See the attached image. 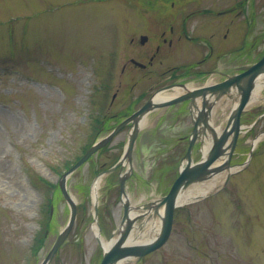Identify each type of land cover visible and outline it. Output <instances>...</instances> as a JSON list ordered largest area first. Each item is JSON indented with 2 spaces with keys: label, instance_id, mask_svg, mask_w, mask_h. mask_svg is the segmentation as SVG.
Returning <instances> with one entry per match:
<instances>
[{
  "label": "rangeland",
  "instance_id": "374dc122",
  "mask_svg": "<svg viewBox=\"0 0 264 264\" xmlns=\"http://www.w3.org/2000/svg\"><path fill=\"white\" fill-rule=\"evenodd\" d=\"M256 11L259 32L264 29V0ZM141 27L124 0H0V264H41L66 227L70 207L58 183L94 141L93 118L102 122L106 113L123 112L142 85H148L129 78L132 73L138 80L142 71L121 72L130 58L145 60L130 41ZM204 28L207 35L218 29ZM241 36L230 27L212 43L220 45L224 37L226 52H231L242 44ZM235 55L236 50L228 55L231 65L237 63ZM260 97L245 111L244 125L264 111V87ZM178 109L155 110L142 128L133 155L135 173L128 182L134 203L165 195L178 174L187 150L181 138L192 132L191 116H180ZM109 122L113 126L116 121ZM263 132L264 117L255 130L243 131L233 168H244L253 141ZM106 133L101 130L97 138ZM129 133L127 126L70 175L68 190L78 216L49 264L102 261L103 249L93 231L92 188L100 173L120 158ZM201 158L197 149L193 160ZM226 176H216L220 183L212 194L178 208L168 242L135 264H264V142L223 186ZM118 178V171L104 175L98 196L101 233L108 241L123 215Z\"/></svg>",
  "mask_w": 264,
  "mask_h": 264
},
{
  "label": "flooded vegetation",
  "instance_id": "af4514ba",
  "mask_svg": "<svg viewBox=\"0 0 264 264\" xmlns=\"http://www.w3.org/2000/svg\"><path fill=\"white\" fill-rule=\"evenodd\" d=\"M124 1L128 14L132 12L134 15L135 23L142 24L139 34H132L130 41L145 60L132 57L129 59L130 66L124 64L121 72L130 73L132 68V72L142 71L143 75L138 80H134L135 74L132 73L129 78L134 84L144 82L148 85H142L139 94L132 97L123 112L110 115L115 120L130 116L163 89L183 82L206 80L211 71L229 68L231 61L228 57L230 52H226L224 46L226 39L223 37L219 45L212 43L213 38L232 25L243 28L247 8L256 10L263 6V0ZM258 18L254 17V25L246 29L242 44L235 48L234 60L237 62L244 54L257 51L263 43L262 32H256ZM204 26L206 29L210 26L218 29L207 35ZM184 106V110L190 113L188 103Z\"/></svg>",
  "mask_w": 264,
  "mask_h": 264
},
{
  "label": "water",
  "instance_id": "95a60500",
  "mask_svg": "<svg viewBox=\"0 0 264 264\" xmlns=\"http://www.w3.org/2000/svg\"><path fill=\"white\" fill-rule=\"evenodd\" d=\"M244 71L240 74L230 75L228 78L218 84L206 86L198 89L188 91L186 94L177 98H172L166 101H149L131 118L119 124L108 136L93 145L86 154L72 166L63 176L59 182L60 189L65 200L70 205L71 215L66 227L59 233L57 240L50 249L46 258L41 264H49L56 252L66 241L70 234L77 217V205L67 188V180L75 171H77L87 160L94 155L99 149L109 143L110 140L128 123H133V132L130 134L129 143L127 145L124 156L117 166L108 170V173L114 171L116 167L123 166L125 161H128L130 167L129 171L132 172V153L134 145L140 131V119L143 115L151 112L155 108L165 107L180 103L185 100H191V110L194 117L195 129L191 136L189 149L184 156L185 162L182 164L178 178L173 183L170 191L166 196L159 198L156 201L142 204L137 207L141 209L138 218L147 216L149 218H161L160 229L155 237L146 243H128L135 223L138 218H131L129 213L132 208L130 201H124V215L120 226L114 232L115 243L105 248L102 245L101 238L98 237V242L103 248V258L100 264H118L120 261L126 260L129 262L137 263L147 254L158 250L169 239L174 221L175 209L182 204L179 203V198L182 192L193 184L202 183L210 180L219 172L226 170L229 179L231 174V158L236 148L239 135L243 126L241 125V117L243 111L247 108L252 100L254 90L257 87L258 79L264 75V57L254 65L242 68ZM223 96L231 98L233 103L237 100L238 103L234 106L229 117L227 126L221 135L210 124V114L213 105L219 101ZM201 102V108L199 103ZM210 134H209V133ZM204 137L212 139L213 144L202 160L197 163H192V152L196 141L201 139L204 142ZM228 140L230 143L227 145ZM253 151V149H252ZM251 151V153H252ZM224 162L219 165H214L216 161L223 159ZM125 178H122L121 185L125 197H128L125 192L124 185ZM163 211V212H161ZM98 216V203L95 202V218ZM144 216V217H145Z\"/></svg>",
  "mask_w": 264,
  "mask_h": 264
},
{
  "label": "bare ground",
  "instance_id": "6f19581e",
  "mask_svg": "<svg viewBox=\"0 0 264 264\" xmlns=\"http://www.w3.org/2000/svg\"><path fill=\"white\" fill-rule=\"evenodd\" d=\"M257 86H258V88L254 92L252 102L255 101V100H259L261 98L260 94H261V90L264 87V77L260 78V80L258 81ZM189 87H191V85L188 86V87H184V88H177L175 91H173L171 93H167V92L166 93H161V94H159L157 96V99L158 100H166L167 98H171V97L180 95L183 92H185V90L187 88H189ZM219 108L224 109L225 106L218 104V105H216V107H214V110L215 109H219ZM148 123H149V117L146 116V117H144L142 119L140 124H141V127H145V126L148 125ZM220 129L221 128H218V131H220ZM208 148H209V145H206L204 151L207 152ZM232 169L236 170L237 167H234ZM103 178H104V176H100L94 182V185H93V188H92V195H93V199H95V200H97V198L99 196V190H100ZM219 183H220L219 177H216V179L212 180L209 183H205V184H202V185H195V186L191 187L190 189L185 190L184 192H182V194L180 195V198H179V203H186V202L194 201V200L198 199L199 197L206 195L211 190H213ZM125 199H126V201L129 200L130 203L133 204V205H131L132 208H131V211L129 213L130 217L132 219L133 218L134 219L138 218L137 216H138V214L141 213L142 210L141 209H137V207L142 205V204L133 203L131 201V199H129V197H125ZM141 200H143V198ZM161 212H163V211H161ZM144 216L139 217L137 219V221L135 223L134 231H133L131 237L129 238L128 243L136 244V243L150 242L155 237L156 233L159 231L161 218L159 216H157L156 218H152V217L149 218L148 215L145 216V217ZM137 229L141 230V231H144V232L134 234ZM93 231H94L95 235H99V236L101 235V234H99V228H98V225L96 223L93 225ZM100 237L102 238V241H101L102 245L106 249L111 247L116 241L115 240L116 238H114L111 241H108L105 238H103L102 235ZM128 262L129 261L123 260V261H120L118 264H133V263H130V262L128 263Z\"/></svg>",
  "mask_w": 264,
  "mask_h": 264
},
{
  "label": "trees",
  "instance_id": "16d2710c",
  "mask_svg": "<svg viewBox=\"0 0 264 264\" xmlns=\"http://www.w3.org/2000/svg\"><path fill=\"white\" fill-rule=\"evenodd\" d=\"M41 179V181H42V178H40ZM52 186V185H51Z\"/></svg>",
  "mask_w": 264,
  "mask_h": 264
}]
</instances>
